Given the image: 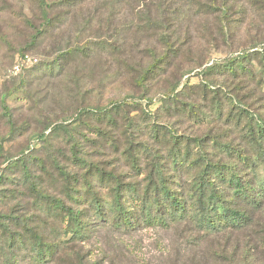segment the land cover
Segmentation results:
<instances>
[{
	"label": "rangeland",
	"instance_id": "rangeland-1",
	"mask_svg": "<svg viewBox=\"0 0 264 264\" xmlns=\"http://www.w3.org/2000/svg\"><path fill=\"white\" fill-rule=\"evenodd\" d=\"M47 1L58 22L47 36L31 43L42 22L37 1L0 0V105L10 115L3 117L0 109V176L4 177L0 191L7 196L6 208L33 211L27 180L21 168L9 162L18 165V160L26 159L36 184L55 197L62 196L56 167L70 175L85 172L73 159L74 149L86 162L83 168L99 165L109 170L116 164L127 137L120 129L112 132L119 151L85 130V138L76 135L75 142L50 132L55 125H70L80 108L122 100L140 105L154 116L140 122L138 131L132 130L131 140L136 148L147 144L151 154L158 151L163 157L166 147L147 124L157 123L191 145L201 138L211 147L209 137L222 144L239 142L235 123L222 119L230 108L236 112L228 104L231 100L264 120V86L211 71L252 46H264V0ZM103 47L108 50L102 51ZM80 48L92 53L84 58L74 52ZM62 52L78 53L63 75L37 77L40 66ZM152 59L160 60L156 62L160 70L153 80L136 86L137 66L152 64ZM208 84L228 96H219V116L208 112L209 96H202ZM175 87L178 102L193 105L192 114L168 115L160 110L164 94ZM138 112L133 109L130 116L139 119ZM204 115L208 119L201 121ZM123 167L117 171L130 174L126 181L144 182V171L135 175ZM251 217L252 225L244 231L209 238L197 237L183 224L138 228L128 234L100 229L78 243L76 250L84 254L86 264H264V205Z\"/></svg>",
	"mask_w": 264,
	"mask_h": 264
},
{
	"label": "trees",
	"instance_id": "trees-1",
	"mask_svg": "<svg viewBox=\"0 0 264 264\" xmlns=\"http://www.w3.org/2000/svg\"><path fill=\"white\" fill-rule=\"evenodd\" d=\"M36 1L42 22L31 43L47 36L58 22L51 17V2ZM64 2L70 3L62 0ZM107 50L102 48V51ZM74 52L84 58L92 53L89 48L75 49ZM78 53H59L61 55L54 61L40 66L37 77L53 79L62 76ZM152 60V64L137 66L136 86H144L155 78L156 69L160 70L156 63L160 60ZM211 69L214 73L229 75L234 81H251L264 86V46H252ZM213 86L208 84L201 91L204 99L209 96L208 112L219 116L222 113L219 96L227 99L228 96L221 93L222 88ZM177 96L176 87L166 92L160 110L168 115L171 112L192 114L193 105L178 102ZM234 103L231 100L228 104L236 112L232 113L230 108L222 119L230 125L235 123L238 143L222 144L216 137H209L211 147L201 138L193 139L191 145L188 140L162 130L157 123L147 124L151 126L149 132L153 137L166 147L165 157L158 151L151 154L153 150L146 149L147 144L136 148L131 140L132 130L138 131L139 123L154 115L140 105L124 100L110 102L106 107L80 108L70 125L52 127L50 132H58L67 138L66 141L70 139L72 142L76 141V135L85 138L83 130L94 133L104 144L109 143V148L114 151L119 146L115 144L112 132L120 129L127 136L126 143L120 158L109 170L88 164L83 168L86 162L79 158L80 150L74 149L71 153L73 159L85 172L70 175L56 167L62 187L61 197L50 195L36 184L26 159L18 160V165L9 162L12 167L19 166L27 180L26 192L33 211L25 214L18 213L14 206L6 208L3 199L7 196L0 191V264H86L84 254L76 250V245L85 243L90 234L100 229L128 234L138 228L168 229L183 224L197 237L209 238L249 228L252 212L264 205V120ZM0 109L3 117L10 116L5 105H0ZM133 109L139 111V119L130 116ZM200 119L205 121L208 116ZM40 141H44L43 135ZM123 166L132 169L135 175L144 171V182L126 181L130 174L117 171ZM3 180L4 177L0 176V185ZM103 190L105 193L101 194ZM16 195L12 194L11 198Z\"/></svg>",
	"mask_w": 264,
	"mask_h": 264
}]
</instances>
